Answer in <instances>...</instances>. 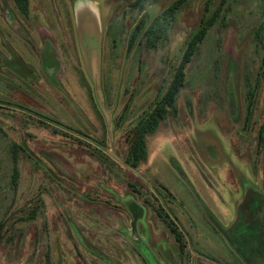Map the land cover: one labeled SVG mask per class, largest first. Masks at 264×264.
I'll return each instance as SVG.
<instances>
[{"label": "rangeland", "instance_id": "1", "mask_svg": "<svg viewBox=\"0 0 264 264\" xmlns=\"http://www.w3.org/2000/svg\"><path fill=\"white\" fill-rule=\"evenodd\" d=\"M211 19L133 160L139 123ZM0 101L75 132L0 107V264H180L175 222L233 264L243 200L264 196V0H0Z\"/></svg>", "mask_w": 264, "mask_h": 264}, {"label": "flooded vegetation", "instance_id": "2", "mask_svg": "<svg viewBox=\"0 0 264 264\" xmlns=\"http://www.w3.org/2000/svg\"><path fill=\"white\" fill-rule=\"evenodd\" d=\"M140 24H142L144 28L145 20H142ZM0 102L14 104L9 101H0ZM14 105H17V104H14ZM17 106H21V105H17ZM0 107L14 109V110L26 113L30 116H33L42 122L49 123L25 111H22V110L13 108V107H8L5 105H0ZM21 107L28 109L27 107H24V106H21ZM41 116L45 117L43 115ZM56 123L70 129L69 127L59 122H56ZM62 129L66 130L65 128H62ZM82 138L88 139L84 135ZM253 190H254L253 188L250 189L248 198L246 200H243V207L241 210L239 220L236 222L235 226L233 227V233H234L233 235L235 238L234 243L238 249V252H232V255L234 257L230 255V258L233 264H264V262H262V260H264V196L261 194V192L256 191L257 192L256 193ZM171 226L176 228L179 233V237H178L177 233L176 234L172 233V230L170 229L171 235L174 237V243L178 245V248H176V250L178 251L177 255L180 256L179 257V260L181 262L180 264H203V262H200V263L198 262L197 260L198 258L211 259V261L214 262L215 264H220L218 260H215L214 258H209V256H205V254H203L202 252L196 251L191 241L192 235L189 232H186L185 230L180 229L179 226L176 224V222L172 224ZM235 256L242 259L244 262L243 263L239 262L237 259H235ZM165 257L169 264H174L171 258H168V256L166 255Z\"/></svg>", "mask_w": 264, "mask_h": 264}, {"label": "trees", "instance_id": "3", "mask_svg": "<svg viewBox=\"0 0 264 264\" xmlns=\"http://www.w3.org/2000/svg\"><path fill=\"white\" fill-rule=\"evenodd\" d=\"M213 21L214 20L211 19L205 22L201 28L191 36L187 43V47L181 59L180 65L167 92L156 105V107L139 123L131 147V158L133 160H138L141 153H144V149L146 147V136L148 134L154 133L160 124L165 120L169 109L174 108L178 96L185 86L187 65L192 61L194 55L199 49L200 44H202V42L205 40L210 27L213 24ZM131 166L136 168V164ZM170 228L172 233H177V236L179 237L177 229L174 227Z\"/></svg>", "mask_w": 264, "mask_h": 264}, {"label": "water", "instance_id": "4", "mask_svg": "<svg viewBox=\"0 0 264 264\" xmlns=\"http://www.w3.org/2000/svg\"><path fill=\"white\" fill-rule=\"evenodd\" d=\"M142 28H143V26H142V24H140V25L135 29V31H134V33H133V35H132V38H131V42H130L131 46H133V44H134V42L136 41V39H137V37H138L140 31L142 30ZM94 84H95V91H96V96H97V100H98L99 106H100L101 110L103 111V114H104L105 117H106L107 124L111 127V125H112V118H111V117H112V116H111V113L109 112V110L106 108L105 103H104V98H103V96H102V94H101L100 74H99V71H97V70L95 71V75H94ZM0 105H5V106H8V107H13V108H16V109H19V110L25 111V112H27V113H29V114H31V115H34V116H36V117H38V118H40V119H42V120H44V121H47V122L51 123V124H53V125L59 126V127H61V128H65L64 126H61L60 124H58V123H56V122H54V121H51V120H49V119H47V118H45V117H42L41 115H39V114H37V113H35V112H32V111H30V110H28V109H25V108H23V107H21V106H17V105L10 104V103H3V102H0ZM65 129L71 131V130L68 129V128H65ZM71 132L75 134L74 131H71ZM76 134L80 136V134H78V133H76ZM81 136L83 137V135H81ZM92 142H94V141H92ZM94 143H95V142H94ZM100 147H101V146H100ZM101 148H102L104 151H106V152H108V153L111 154V152H110L107 148H105V147H101ZM115 158H116V159H117V160H118V161H119L124 167H126L128 170H130V171L133 172L135 175L139 176V177L142 178L144 181H146V179L142 176V174H141L136 168H134L133 166L129 165L127 162L120 160V159L117 158V157H115Z\"/></svg>", "mask_w": 264, "mask_h": 264}]
</instances>
